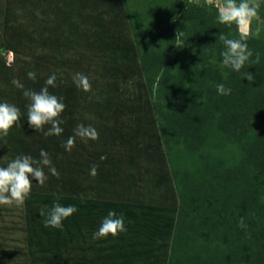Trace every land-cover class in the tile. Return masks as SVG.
I'll use <instances>...</instances> for the list:
<instances>
[{"label": "trees", "instance_id": "trees-1", "mask_svg": "<svg viewBox=\"0 0 264 264\" xmlns=\"http://www.w3.org/2000/svg\"><path fill=\"white\" fill-rule=\"evenodd\" d=\"M12 2L0 7V48L13 55L6 62L0 53V103L16 105L22 116L21 127L14 125L0 138V167L22 154L38 160L43 149L59 178L45 167V185L32 180L19 214L22 225L10 227L23 233L29 250L19 258L2 233L0 264H74L65 242L93 224L84 208L107 193L106 207L122 211L127 231L110 245L115 251L95 247L99 252L89 264H264V32L253 33L255 20L246 42L251 59L258 52L260 62L234 72L220 68L219 34L238 39L237 27L218 23L217 8L205 0ZM17 7L41 14L39 35L32 27L30 34L8 31L19 21ZM259 17L264 19V6ZM26 35L30 47L24 53L19 48ZM81 68L84 74L95 71L91 83L111 85L102 105L106 115L96 122L75 120L80 94L73 76ZM29 71L36 72L35 81ZM246 72L254 75L250 86ZM52 74L57 86L49 91L66 105L60 136L29 126V100L12 84L16 78L38 92ZM128 75L140 78L132 90L122 84ZM220 83L231 95H218ZM78 124L94 127L99 139L85 144L77 138L68 152L63 145ZM238 154L242 158L232 171ZM92 165L98 166L95 177L89 174ZM106 185L111 193H105ZM116 196H126L135 208L115 206ZM56 202L78 209L62 230L44 226ZM241 217L247 228L238 226Z\"/></svg>", "mask_w": 264, "mask_h": 264}, {"label": "clouds", "instance_id": "clouds-1", "mask_svg": "<svg viewBox=\"0 0 264 264\" xmlns=\"http://www.w3.org/2000/svg\"><path fill=\"white\" fill-rule=\"evenodd\" d=\"M205 3L214 5L215 0H205ZM216 6L217 22L228 27L235 25L239 32L238 39H230L224 34H219V41L224 46V50L220 53L222 57L221 70L230 69L240 72L246 64H258L260 53H255V59H251L254 53L249 49L246 40L251 34L250 29L253 21L260 19L259 10L264 6V0H223L222 4ZM256 34H259V29L256 30ZM27 75L29 79L35 81V71H29ZM223 75L227 79L228 73L223 72ZM245 78L249 81V86L254 82V75L250 72L244 73ZM56 81V74L50 75L45 81V86L37 92L26 89L19 79L13 78L12 80V84L16 88L22 89L24 97L29 100L26 106L29 126L36 132H43L45 136H60L64 131L61 124L65 121L61 119V115L65 111L66 105L63 103V97H58L49 91V87L57 86ZM73 82L78 89L86 93L92 89L90 79L84 73H76L73 76ZM216 90L221 96L231 95L232 92L230 87H226L222 83L216 85ZM21 116V110L16 105L8 102L0 103V138L8 137L10 129L14 125L21 127L19 123ZM45 126H50L47 131H45ZM77 138L87 144L89 140L97 141L99 133L91 125L78 124L74 135L68 137L63 145L66 151H72ZM39 156L40 159L37 160L30 155L22 154L11 160L6 167H0V205H14L22 209L26 200L30 198L32 180L37 181L39 186H44L48 180L49 177L44 171L45 167L48 168L52 176L59 178V172L52 165L49 154L41 149ZM105 159V156H101V160ZM97 168V165L91 166L90 176L95 177L98 174ZM77 211L78 209L74 205L63 206L56 202L47 212L44 226L62 230V222ZM40 215L45 217L44 210L40 211ZM238 226L247 228L243 217L240 218ZM126 231L124 215L109 210L107 216L102 219L98 230L93 233V239H106L109 235L116 238Z\"/></svg>", "mask_w": 264, "mask_h": 264}, {"label": "rangeland", "instance_id": "rangeland-1", "mask_svg": "<svg viewBox=\"0 0 264 264\" xmlns=\"http://www.w3.org/2000/svg\"><path fill=\"white\" fill-rule=\"evenodd\" d=\"M12 1L14 0H0V7L4 8V7H8L9 4L11 3L12 5ZM188 1H194L195 3H200V0H188ZM223 3V0H215V4L211 5L217 8L216 5H220ZM206 4V3H205ZM207 5V4H206ZM14 12H16V14L19 15V21L17 23H15L14 25H17L15 27H13L14 25H9L8 26V31L9 29L11 33H14V31H18V33L21 34V32H26V34H30L28 27H32L33 29L30 30V32L34 33L36 36L40 34V27L42 25V21H41V14L39 12H33V15H27V12L24 8L21 7H17L14 9ZM1 24V23H0ZM254 30L253 33L256 32L257 29H259V33L260 32H264V19H259L258 21L254 22ZM42 30V29H41ZM251 32V30H250ZM255 34V33H254ZM22 35V34H21ZM4 36L1 35L0 33V41L3 40ZM22 38V37H21ZM29 39L30 37L28 35H26L24 42H22L23 38L19 40L18 43L16 44H20L22 42L23 47L19 48L21 49V52H26L29 50L30 44H29ZM0 53L5 55V60L6 62H8V58H7V53L8 51L5 50V48L1 49L0 48ZM95 71H91L88 73H85V75H87L91 81V79H93V81H95ZM81 73H82V68H81ZM94 73V74H93ZM125 80L123 81V85L127 86L130 88V90L134 89L135 85V81L140 79L138 76L136 75H128L125 76ZM142 78V77H141ZM92 84V89L90 92H84L80 89H78L79 94H80V102H79V106L77 107L76 110V122H80L81 119L85 120V122L87 121H99L101 115H106V111L105 108L102 106L103 103L105 101H107V94L109 93V90H111L110 88V84L108 83V81L106 82V80H98L95 83H91ZM122 86V87H125ZM92 94V95H91ZM128 94V93H126ZM106 99V100H105ZM179 147H182V144H179ZM223 155V154H221ZM240 157L242 158V156H240L238 154V157H233L232 160V164L230 163L229 168H231V170H236V164L235 162L240 160ZM221 158L225 159V156H222ZM169 159V157L167 158ZM7 160L3 159V162H5ZM188 161V160H187ZM188 163V162H187ZM175 165H179L176 164ZM239 165V164H238ZM175 166V167H176ZM239 167V166H238ZM131 171H135L130 169ZM169 171H171L169 169ZM107 187V185H106ZM112 190V187H107V189L105 190V193L110 192ZM148 193V191H146ZM145 193V191H144ZM103 197H108L109 193L102 195ZM154 196V195H153ZM89 197V195H86V198L83 199L82 201L88 200L87 198ZM100 198V199H96V200H89V202H94V204L90 205L87 208H84L85 213L89 214L90 216L93 217L94 222H92L93 224H91V222L86 223V225L83 226V229L80 233H78V236H73L71 237L68 241L65 242V247L67 249L66 254L70 257V261L73 262L74 264H83L85 262H87V264H89V262H91V257L93 258L95 256V254H97L99 251H96L95 247L98 248H106L109 251H115V249L113 247H111L110 245H112L113 243H115V239H117L118 241H120L119 239V235L116 238H113L111 235H109L106 239L105 238H101V239H93V233L95 231L98 230L99 226L101 225L102 219L107 216V212H106V208L108 207V211L112 210L113 207H109L107 205L108 200L107 198ZM126 196L120 197V196H116L115 200H113L112 202H114L115 206H118L120 209L127 207L129 209H133L135 208V205L132 202H128L126 201V198H124ZM91 199V196H90ZM128 200V198H127ZM148 202L149 199H147ZM133 204V205H132ZM0 234L5 233V236L9 235V237L11 238V241H13V247H16L17 250L20 252L19 253V258L22 257L23 252L28 251V247H27V243L25 242L26 240H23V233L21 231H19V229H13L10 228L11 225L12 226H17V225H22V220H21V216L19 214H21V208H17L14 205L13 206H4V205H0ZM102 211V212H101ZM116 213H122V211L118 210ZM161 214H168L167 209L166 210H161ZM127 218H129L127 216ZM9 227L10 230L6 229V227ZM6 229V230H5ZM18 237V238H15ZM12 238H15L17 240H12ZM108 250H104L102 252L108 251ZM117 250V249H116ZM25 255V254H24ZM32 257L37 256L36 252L31 253ZM82 256H84V258H82ZM83 259V261L81 260ZM37 260V259H36ZM40 263V261H39ZM35 264H38V262H36Z\"/></svg>", "mask_w": 264, "mask_h": 264}, {"label": "built area", "instance_id": "built-area-1", "mask_svg": "<svg viewBox=\"0 0 264 264\" xmlns=\"http://www.w3.org/2000/svg\"><path fill=\"white\" fill-rule=\"evenodd\" d=\"M6 56H7V58H8L9 61L12 60L13 55H12V52L11 51H9Z\"/></svg>", "mask_w": 264, "mask_h": 264}]
</instances>
